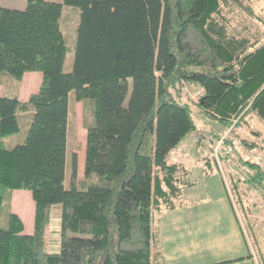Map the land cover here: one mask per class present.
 <instances>
[{"label":"trees","instance_id":"1","mask_svg":"<svg viewBox=\"0 0 264 264\" xmlns=\"http://www.w3.org/2000/svg\"><path fill=\"white\" fill-rule=\"evenodd\" d=\"M250 0H27L0 6V84L40 71L27 101L0 96V212L7 192L30 190L34 233L8 208L0 264H159L156 217L187 204L191 170L170 152L197 126L184 82L200 87L199 106L227 128L248 115L264 120V39L238 36L225 9ZM80 9L72 42L64 7ZM72 64L66 69L67 56ZM85 106L84 177L72 155L65 186L70 95ZM25 140L5 138L23 130ZM236 122V123H235ZM249 147L264 146L254 130ZM262 137V138H261ZM224 141V140H223ZM250 184L264 185V170ZM62 207L61 245L49 250L51 209Z\"/></svg>","mask_w":264,"mask_h":264},{"label":"rangeland","instance_id":"2","mask_svg":"<svg viewBox=\"0 0 264 264\" xmlns=\"http://www.w3.org/2000/svg\"><path fill=\"white\" fill-rule=\"evenodd\" d=\"M246 4L254 5L253 0ZM0 6L24 9L27 0H0ZM256 9L258 10L257 7ZM79 12L80 9L76 6L64 7L63 24L72 42L76 38ZM225 13L235 34L249 37L250 41L256 42L247 47V52L261 44L264 39V20L251 17L247 10L238 4L225 9ZM72 57V53L67 56L66 69L70 68ZM11 81L10 85L5 83L6 89L16 88L17 80ZM183 95L191 106L197 129L170 152L169 160L184 163L191 170L190 179L197 180L196 185L203 194L208 192L212 196L219 193L222 188L227 189L238 209L242 225L256 247V254L264 255V185L254 186L249 180L256 170L250 162L259 164L260 169L264 170V146L251 149L244 142H252L257 138L254 130H261L264 135V120L253 113L235 125V128L234 126L227 128L220 120L203 111L198 105L196 95L185 91ZM69 106L65 179L67 188L71 187L73 153L78 152L79 175L84 177L86 143L84 103L77 101L74 94H71ZM30 120L31 117L27 114L23 115V130L5 138L8 146L24 142ZM14 191L7 192L5 196L3 210L0 212L1 227L7 226L9 204L11 206L10 195L12 196Z\"/></svg>","mask_w":264,"mask_h":264},{"label":"crops","instance_id":"3","mask_svg":"<svg viewBox=\"0 0 264 264\" xmlns=\"http://www.w3.org/2000/svg\"><path fill=\"white\" fill-rule=\"evenodd\" d=\"M253 3L256 13L264 20V0H253ZM42 80V72H26L13 90L6 89L5 83L0 84V96L17 94L22 101H27L40 89ZM10 83L11 80L7 82ZM27 115L32 117V112ZM85 136L87 141V130ZM78 178L81 179L79 166ZM184 197L187 204L164 210L156 217L162 252L159 264H264V255L256 254V247L248 237L227 189L222 188L211 196L208 192L203 194L195 185L185 189ZM10 199L11 210L23 220L25 233L33 234L35 201L32 192L18 189ZM61 225L62 207L56 204L51 209V252L60 249Z\"/></svg>","mask_w":264,"mask_h":264},{"label":"built area","instance_id":"4","mask_svg":"<svg viewBox=\"0 0 264 264\" xmlns=\"http://www.w3.org/2000/svg\"><path fill=\"white\" fill-rule=\"evenodd\" d=\"M183 91H185L186 93H193L194 95H196L199 101L204 97L203 89L188 82H184Z\"/></svg>","mask_w":264,"mask_h":264}]
</instances>
